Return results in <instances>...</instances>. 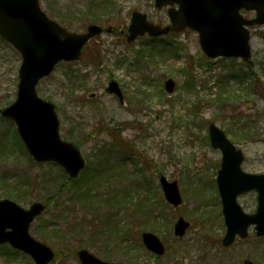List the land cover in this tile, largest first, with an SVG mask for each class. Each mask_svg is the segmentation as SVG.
<instances>
[{
  "label": "rangeland",
  "instance_id": "rangeland-1",
  "mask_svg": "<svg viewBox=\"0 0 264 264\" xmlns=\"http://www.w3.org/2000/svg\"><path fill=\"white\" fill-rule=\"evenodd\" d=\"M40 2L46 15L69 31L81 33L90 24L115 30L91 39L80 60L59 63L36 88L55 106L61 138L85 160L76 179L56 164L35 163L15 125L0 115V199L23 208L47 204L29 233L55 252L49 264H80V249L102 261L129 264H242L244 259L264 264V237H256L253 228L246 239L228 247L221 243L225 224L216 184L221 153L208 135L212 122L243 151V171L264 174V26L251 33L248 63L261 84L254 94L253 80L240 84L230 77L248 64L208 59L192 30L127 42L133 11L169 24L167 7L155 9L154 0ZM20 64L19 52L0 38V110L15 100ZM167 78L175 82L173 93L164 89ZM112 79L123 102L105 91ZM160 176L177 182L179 206L166 201ZM238 202L253 213L255 192L240 195ZM178 217L189 222L182 238L173 235ZM143 231L161 239L163 256L144 248ZM0 264L34 262L3 244Z\"/></svg>",
  "mask_w": 264,
  "mask_h": 264
},
{
  "label": "water",
  "instance_id": "water-1",
  "mask_svg": "<svg viewBox=\"0 0 264 264\" xmlns=\"http://www.w3.org/2000/svg\"><path fill=\"white\" fill-rule=\"evenodd\" d=\"M166 6L170 21L166 26L153 23L145 13L133 11L127 41L133 42L144 35L157 37L169 32L178 33L188 28L198 33L201 49L209 59L233 57L248 61L251 48L247 27L264 24V0H154L155 9ZM241 8L255 9L256 17L245 19L239 13ZM103 31L111 33L114 29L90 24L85 32L68 31L48 18L39 0H0V36L22 58L16 99L1 110V115L15 123L21 141L35 162H54L71 178L78 176L85 161L75 145L60 137L55 107L37 95L36 86L40 79L51 74L59 62L80 60L84 45ZM164 88L172 93L175 82L167 78ZM105 90L123 101L115 80H111ZM208 131L211 146L219 149L222 155L217 186L226 227L223 246H230L236 236L246 238L251 226H254L257 236H264V174L244 172L241 169L242 151L237 150L214 123L209 125ZM159 182L167 202L178 206L182 200L177 182L168 181L164 176ZM251 190L257 192V207L254 213L249 214L238 204L237 197ZM44 210L45 205L41 202L23 208L9 199H1L0 244L9 243L28 254L35 264L50 263L54 252L29 234L30 224ZM188 226L189 223L179 217L174 224V236L182 237ZM141 240L150 252L158 256L164 254V245L155 234L143 232ZM77 257L80 264H128L102 261L86 249L79 250ZM242 264L257 263L245 259Z\"/></svg>",
  "mask_w": 264,
  "mask_h": 264
},
{
  "label": "trees",
  "instance_id": "trees-1",
  "mask_svg": "<svg viewBox=\"0 0 264 264\" xmlns=\"http://www.w3.org/2000/svg\"><path fill=\"white\" fill-rule=\"evenodd\" d=\"M156 39L157 38H149V41H155ZM246 64H248V65L240 68L239 70L234 72L230 77H235L237 80H240V84H243L245 81L248 82V81L253 80L251 84L248 83V84H250L249 87L254 90V92H253L254 94H255V90H256V94H258L259 91H257V90L261 84L258 85V79L255 77V75L251 71V67H250L251 63H246ZM224 78H226V76H224ZM227 82H229V81H227ZM227 82H225V83H227ZM251 93H252V91H251ZM224 100L227 101L228 99L227 100L224 99ZM240 118H241V121H246V117L240 116Z\"/></svg>",
  "mask_w": 264,
  "mask_h": 264
},
{
  "label": "flooded vegetation",
  "instance_id": "flooded-vegetation-1",
  "mask_svg": "<svg viewBox=\"0 0 264 264\" xmlns=\"http://www.w3.org/2000/svg\"><path fill=\"white\" fill-rule=\"evenodd\" d=\"M240 14L243 15L246 19H253L256 16V11L255 10H247V9H240ZM264 25H253L251 27H249L250 32L252 33V31L256 30V29H260L261 27H263ZM256 195V194H255ZM257 200V199H256Z\"/></svg>",
  "mask_w": 264,
  "mask_h": 264
}]
</instances>
